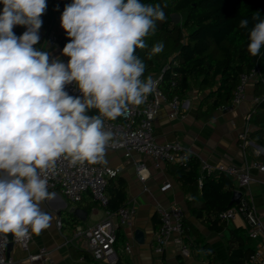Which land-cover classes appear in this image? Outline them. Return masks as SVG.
<instances>
[{"label": "clouds", "instance_id": "9594fccd", "mask_svg": "<svg viewBox=\"0 0 264 264\" xmlns=\"http://www.w3.org/2000/svg\"><path fill=\"white\" fill-rule=\"evenodd\" d=\"M0 4V237L6 243L9 234L20 242L49 227L40 203L54 198L48 177L58 160L106 163V150L115 144L105 120L143 104L157 86L151 76L142 79L146 65L136 50L148 48L145 38L165 13L160 4L141 0H72L60 17L70 41L62 49L65 64L34 47L46 0ZM251 19L247 52L257 57L264 18L256 12ZM248 25V19L239 22L241 29ZM15 26L26 30L18 37ZM163 49V42L154 44L148 59ZM73 84L81 96L65 90ZM93 109L97 114L88 115Z\"/></svg>", "mask_w": 264, "mask_h": 264}, {"label": "crops", "instance_id": "0c3cea01", "mask_svg": "<svg viewBox=\"0 0 264 264\" xmlns=\"http://www.w3.org/2000/svg\"><path fill=\"white\" fill-rule=\"evenodd\" d=\"M46 3L48 5V1ZM60 17V12L54 8L50 24L39 29V36L43 47L50 53V60L59 57L67 64L69 57L62 55L59 46L64 31L60 26ZM203 95L204 92L191 88L180 100L181 114L184 118H170L168 116L170 106L167 102L163 103L154 121L155 140L163 142L178 139L184 149L196 155L200 162L204 160L210 164L222 162L235 165L248 164L252 160L264 162L263 146L249 139V145L243 148L238 139V134L244 127V117L254 105V83L247 85L245 99L233 110L227 111L219 108L207 116L197 117V108ZM105 160L109 167L120 169L114 177H121L125 180V205L134 206L136 211L131 227L119 226L117 229L121 237L116 244V250L130 264H179L180 259L187 264H205L206 256L201 249L204 243L212 248L219 260H226L229 231L240 226L244 227V219L241 216L230 220L234 221L233 223L226 221V227L221 232L210 231L192 214L193 209L201 205V198L184 193L170 176L166 163H156L150 156L138 153H132L131 157H126L121 150L108 148ZM135 162L144 165L146 178L143 181L136 175ZM252 174L255 180L250 184L247 199L264 221V174L257 171H253ZM231 182L234 191L236 186L232 180ZM49 192L54 193V198L41 202L40 208L50 215V225L39 235L32 234L28 251L35 252L39 246L47 247L53 261L52 264H95L87 251L85 240L81 236H75L74 232L71 236H66L62 232L61 225L57 226V220L61 222L69 215L79 221L76 227L85 228L106 217L105 207L98 205L89 192H84L76 202L69 201L59 189ZM156 203L165 207L177 204L184 209L185 223L189 228L184 242L190 249L189 256L181 255L174 242L169 243L161 257L153 255L154 236L159 226ZM76 209L82 211L81 216L75 214ZM136 230L141 231L143 235L141 243L134 238ZM126 242L131 244L129 254L124 251ZM250 243L253 246L257 245L256 240L251 239ZM8 253L15 261L14 264H28L27 251L19 245L11 242Z\"/></svg>", "mask_w": 264, "mask_h": 264}, {"label": "trees", "instance_id": "16d2710c", "mask_svg": "<svg viewBox=\"0 0 264 264\" xmlns=\"http://www.w3.org/2000/svg\"><path fill=\"white\" fill-rule=\"evenodd\" d=\"M72 0H48L47 8L42 15V26L50 24L54 8L62 14L66 4ZM144 4H160L165 13V20L157 22L156 31L145 38L148 48L137 49L146 69L142 77L158 75L160 89L169 99L173 96L183 99L191 88L204 92L197 108V117H204L231 102L232 92L241 73L259 66L261 76L254 83L255 96L264 93V47L260 55L251 56L247 52L248 34L254 21L251 17L259 12L264 18V0H141ZM166 5V7H164ZM3 5L0 4V11ZM178 16L177 22L173 21ZM241 19H248L247 28L241 29ZM19 37L23 31L15 32ZM65 31L59 41L61 50L68 43ZM163 42L161 53L148 59L151 47ZM35 48L47 51L39 40ZM250 113L248 138L264 147V99L255 102ZM90 110L88 115H95ZM114 122L122 121L121 116ZM170 176L177 182L181 190L190 196H199L201 205L193 209L192 214L198 222L207 226L210 231L221 232L227 222L219 214L227 209L233 193L231 179L223 173L213 172L204 175L198 184L200 169L199 158L186 151L182 162L166 163ZM106 211L115 212L126 203V182L121 177L108 179L105 188ZM90 195V193H89ZM91 196V195H90ZM79 221L72 217L62 219L61 229L66 236L75 232ZM185 235L189 228L183 219ZM117 231L116 244L120 240ZM245 228L240 226L229 231L228 251L225 261L219 260L207 243L201 249L205 254V264H252L251 256L255 247L250 243ZM253 240V239H252ZM249 241V243H248ZM117 252V250H116ZM114 264H130L117 252ZM179 264H187L180 259Z\"/></svg>", "mask_w": 264, "mask_h": 264}, {"label": "built area", "instance_id": "2783aa9c", "mask_svg": "<svg viewBox=\"0 0 264 264\" xmlns=\"http://www.w3.org/2000/svg\"><path fill=\"white\" fill-rule=\"evenodd\" d=\"M19 29L23 32L26 30L22 26H15L13 32ZM260 76L261 70L257 65L241 73L232 92L231 102L222 105L220 109L231 111L240 105L245 99L247 85L258 80ZM153 79L159 83L160 76ZM158 83L143 104L131 106L129 112L121 116L122 121L105 120V130L113 133L115 144L114 147L109 146L108 149L121 150L126 157H131L132 153L148 155L156 163H180L186 154L182 143L178 139L157 142L153 134L154 121L163 103L167 102L170 106L168 114L170 118H184L181 114V101L176 96L169 99ZM65 90L74 97L82 95L74 84L67 85ZM260 99H264V93L255 96L253 104ZM249 131L250 113L248 112L244 117V127L238 134L239 143L243 148L249 145ZM134 164L137 177L141 181L145 180L144 165L140 162ZM119 170V168L109 167L106 163L69 166L68 162L61 158L56 164V174L48 177V191L59 189L72 202L78 201L84 192H89L98 205L105 206L107 203L105 188L108 179L117 175ZM253 171L264 174V162L252 160L248 164L235 165L222 162L210 164L202 160L198 184L202 183L204 175H210L213 172L223 173L233 181L236 186L235 190L241 192L240 200L237 204L223 210L219 216L225 221L233 220L236 216L244 219V227L248 236L257 241L255 251L251 256L252 264H264V221L247 199L250 184L255 180ZM156 211L159 216V226L154 236L153 255L161 257L169 243L174 242L181 255L189 256L190 249L184 242V209L177 204L165 207L156 203ZM135 213L134 206L124 205L115 212L106 211V217L91 226L75 228V236H81L85 240L87 251L95 264H114L117 261L115 250L117 229L119 226L131 227ZM60 225V220H57V226ZM31 240L32 234L20 242L15 241L11 236V239L8 237L5 243L3 237H0V264H14L15 262L8 253L10 242L27 251L28 264H52L53 261L47 247L39 246L35 252L28 251ZM124 251L128 254L131 252L130 243H125Z\"/></svg>", "mask_w": 264, "mask_h": 264}, {"label": "water", "instance_id": "95a60500", "mask_svg": "<svg viewBox=\"0 0 264 264\" xmlns=\"http://www.w3.org/2000/svg\"><path fill=\"white\" fill-rule=\"evenodd\" d=\"M178 19H179L178 16H174L173 21L177 22ZM240 197H241V192L238 190H234L228 206H232L233 204H237L239 202ZM74 212L78 216H81V214H82V211H80L79 209H76ZM8 237H9V239H11V234H9ZM134 238H135V240H137L140 243L143 242V235H142L141 231L136 230ZM10 245H11V242L8 245V249H9Z\"/></svg>", "mask_w": 264, "mask_h": 264}, {"label": "rangeland", "instance_id": "374dc122", "mask_svg": "<svg viewBox=\"0 0 264 264\" xmlns=\"http://www.w3.org/2000/svg\"><path fill=\"white\" fill-rule=\"evenodd\" d=\"M46 1H48V0H46ZM133 220H134V219H133ZM230 222H232V223H233L234 221H230Z\"/></svg>", "mask_w": 264, "mask_h": 264}]
</instances>
